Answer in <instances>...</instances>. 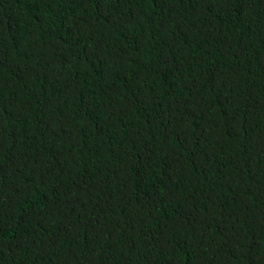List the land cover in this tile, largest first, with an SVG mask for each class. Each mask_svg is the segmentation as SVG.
Here are the masks:
<instances>
[{
  "label": "trees",
  "instance_id": "obj_1",
  "mask_svg": "<svg viewBox=\"0 0 264 264\" xmlns=\"http://www.w3.org/2000/svg\"><path fill=\"white\" fill-rule=\"evenodd\" d=\"M0 264H264V0H0Z\"/></svg>",
  "mask_w": 264,
  "mask_h": 264
}]
</instances>
